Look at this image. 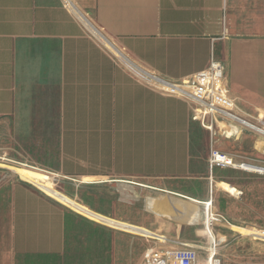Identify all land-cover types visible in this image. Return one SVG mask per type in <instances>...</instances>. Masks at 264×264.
Instances as JSON below:
<instances>
[{"label":"crops","instance_id":"0c3cea01","mask_svg":"<svg viewBox=\"0 0 264 264\" xmlns=\"http://www.w3.org/2000/svg\"><path fill=\"white\" fill-rule=\"evenodd\" d=\"M251 1L264 3L0 0V131H23L34 152L16 162L42 166L12 167L33 185L0 169L2 264H73L64 205L139 234L138 264L147 248L182 243L206 256L208 202L218 198L211 145L251 158L264 140L245 132L211 143L190 101L142 75L179 82L216 60L241 108L264 113V20L244 10ZM52 175L73 181V197ZM228 224L215 225L218 246Z\"/></svg>","mask_w":264,"mask_h":264},{"label":"rangeland","instance_id":"374dc122","mask_svg":"<svg viewBox=\"0 0 264 264\" xmlns=\"http://www.w3.org/2000/svg\"><path fill=\"white\" fill-rule=\"evenodd\" d=\"M244 10L260 15L261 17L259 16L258 21L263 22L264 3H253V1L245 3ZM219 126L222 127V124L219 123L217 127ZM23 135V131L9 129L0 131V169L6 175L10 172L20 180L27 182L21 179L13 171L12 167H20L26 171H32V166L39 169H42V166L34 163L24 162V164H21L16 162L21 161V155L34 152L33 148L28 144L31 139L29 138V142H27ZM214 138L215 140L217 139L216 136ZM215 140L212 141L211 137V143L215 142ZM204 143L205 140H202V151L205 149ZM212 147H214L213 144L211 145ZM38 150L39 148H36L35 152ZM218 150L225 152L222 149ZM245 154L253 159H264V146L259 145L257 149H250ZM211 170H214V177L212 175L213 181L211 183L218 193V198H216L217 207L214 204L213 211L225 217L229 222L228 227H223L226 240L217 249L224 264H264V238L256 236L258 233L264 234V175L234 167H214ZM52 177V182L57 190H61V187L65 186L71 192L69 195L63 191L64 194L70 198L73 197L71 195L72 192L76 193L73 181L58 178L55 175H52ZM39 179L47 183V180ZM77 201L84 204L80 200ZM64 206L73 215L71 219L73 227L68 236L69 240L71 239L72 241L69 254L72 255L73 264L139 263L140 251L138 246L142 243V240L139 239V234L124 230L120 231L97 223L66 205ZM215 207L219 211L215 210ZM107 228L116 231L110 232ZM242 231L245 233L249 232V234H243ZM222 240L223 238L220 239V241ZM4 244L0 240V264H2L1 257H3L5 249Z\"/></svg>","mask_w":264,"mask_h":264},{"label":"built area","instance_id":"2783aa9c","mask_svg":"<svg viewBox=\"0 0 264 264\" xmlns=\"http://www.w3.org/2000/svg\"><path fill=\"white\" fill-rule=\"evenodd\" d=\"M142 76L144 82L157 91L190 101L193 105V119L199 121L210 132L212 141L215 140V136L238 139L245 132L264 140V113L250 114L241 108L230 90L226 68L222 63L213 60L201 72L179 82L151 72H145ZM219 123L222 127H217ZM208 162L211 169L234 167L264 175V159L237 157L214 147L210 150ZM208 205L210 207L207 211V229L214 242L209 250H205V257H202L197 245L182 243L175 248H147L143 254L142 264H224L217 250L215 225L228 221L213 211L212 201H209Z\"/></svg>","mask_w":264,"mask_h":264},{"label":"bare ground","instance_id":"6f19581e","mask_svg":"<svg viewBox=\"0 0 264 264\" xmlns=\"http://www.w3.org/2000/svg\"><path fill=\"white\" fill-rule=\"evenodd\" d=\"M254 169V168H253ZM256 169V168H255ZM256 170H258V169H256ZM242 233L243 234H246V235H248L249 234V232H247V233H245L244 231H242ZM256 236H259V237H263L264 238V234L263 233H258ZM216 241V240H215ZM213 242H214V239H213Z\"/></svg>","mask_w":264,"mask_h":264},{"label":"water","instance_id":"95a60500","mask_svg":"<svg viewBox=\"0 0 264 264\" xmlns=\"http://www.w3.org/2000/svg\"><path fill=\"white\" fill-rule=\"evenodd\" d=\"M99 35H100L102 38H104V36H103L102 34L99 33ZM104 39H105V38H104ZM149 234H150V233H149Z\"/></svg>","mask_w":264,"mask_h":264}]
</instances>
